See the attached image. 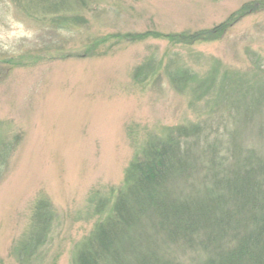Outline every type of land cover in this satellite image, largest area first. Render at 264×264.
I'll return each mask as SVG.
<instances>
[{
    "label": "rangeland",
    "instance_id": "obj_1",
    "mask_svg": "<svg viewBox=\"0 0 264 264\" xmlns=\"http://www.w3.org/2000/svg\"><path fill=\"white\" fill-rule=\"evenodd\" d=\"M252 2L95 0L79 12L43 14L0 0V136L4 145L19 137L0 181V264H74L76 246L109 211L96 213L92 194L120 189L150 136L196 122L205 106L171 86L167 58L186 61L199 77L217 65L219 85L225 72L248 74L251 58H264V9L210 42L179 46L165 36L210 30ZM147 62L155 75L133 80ZM41 196L54 209L51 232L19 260Z\"/></svg>",
    "mask_w": 264,
    "mask_h": 264
},
{
    "label": "trees",
    "instance_id": "obj_2",
    "mask_svg": "<svg viewBox=\"0 0 264 264\" xmlns=\"http://www.w3.org/2000/svg\"><path fill=\"white\" fill-rule=\"evenodd\" d=\"M16 1L43 14L79 12L95 2ZM262 9L264 0L246 3L210 30L165 37L188 47L217 40ZM251 64L248 74L225 72L219 85L217 65L199 77L186 61L167 58L163 73L171 86L205 106L196 122L150 136L120 189L92 194L96 213L109 211L76 246L74 264H264V58ZM156 71L147 62L132 78L144 83ZM18 139L4 145L0 136V181ZM54 218L49 200L39 197L18 243L19 260L46 243Z\"/></svg>",
    "mask_w": 264,
    "mask_h": 264
}]
</instances>
